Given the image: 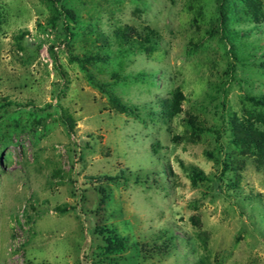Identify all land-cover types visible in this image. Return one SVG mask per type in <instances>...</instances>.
<instances>
[{
    "label": "rangeland",
    "instance_id": "rangeland-1",
    "mask_svg": "<svg viewBox=\"0 0 264 264\" xmlns=\"http://www.w3.org/2000/svg\"><path fill=\"white\" fill-rule=\"evenodd\" d=\"M260 95L264 0H0V264H264V158L233 143Z\"/></svg>",
    "mask_w": 264,
    "mask_h": 264
},
{
    "label": "trees",
    "instance_id": "trees-1",
    "mask_svg": "<svg viewBox=\"0 0 264 264\" xmlns=\"http://www.w3.org/2000/svg\"><path fill=\"white\" fill-rule=\"evenodd\" d=\"M48 1H50L53 5L59 2V0H48ZM253 8H254V5L251 3L244 4L245 13L243 12V14H245L247 20L249 19L258 20L259 15L257 11ZM61 13L64 19L63 29L65 32L66 38L70 40L72 37L70 22L74 21V16L70 11L65 10V9H61ZM243 14L241 13L239 16L241 17L243 16ZM157 39H158L157 34H154L151 30H148L146 33L142 34L134 30L133 28L124 27L122 29L117 28V30L114 32V40L118 46L117 52L118 51L126 52V51H130L133 48L144 49L146 48V45H149V47H153V46H156L158 42ZM105 48H108V46L106 45ZM108 50L107 52H105L106 58L109 57ZM74 60H77L82 70H86L84 66L85 63L96 62L102 59L97 54H91V55H85L82 59L75 58ZM140 77L144 78L145 76L142 75ZM88 79L91 84H93L96 87H99L100 89L104 88L106 85V83L104 82H96L91 75H88ZM109 99H110V102L113 104V106L117 110L121 112H125V113L133 112L131 107L123 103V101H121L120 98H117L116 96H110ZM249 101H251L253 105H255L256 107L263 108L264 110V95H260L256 97L255 96L249 97ZM175 102H176L175 99L171 101L166 100V101L161 102V105L163 107L162 111H164L165 114L172 113L173 115V111L177 109ZM254 120L256 121V123H259L263 127V129L256 128L254 125L255 121H252L250 119L245 120L244 123L241 122L238 124H236V120H235L236 125H234L233 127L235 129L234 132H235L236 137L233 139V143L244 154L253 153V154H257L260 157L264 158V112L257 115ZM228 168L230 167H228L227 164H224L223 170H227ZM239 168L240 166H237L236 170H239ZM237 174L238 172L236 173V176ZM191 175H192L193 184H195V182L198 180L205 179L202 171L196 168H193ZM102 178L108 179V180L112 179V177L108 175H105L103 177L101 176L100 179ZM100 192L102 194L101 203H104L106 199L105 190L100 189ZM192 222L194 223L195 226L198 225L197 219L192 218ZM101 231L102 233H107L109 236L105 240L106 241L105 249L108 252H112L115 250H122L125 244L124 239L115 235L113 232H110L109 230H107V232H104L103 230Z\"/></svg>",
    "mask_w": 264,
    "mask_h": 264
}]
</instances>
